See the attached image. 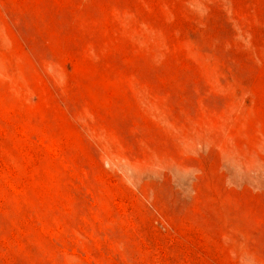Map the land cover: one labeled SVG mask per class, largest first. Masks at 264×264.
I'll list each match as a JSON object with an SVG mask.
<instances>
[{"label": "rangeland", "instance_id": "rangeland-1", "mask_svg": "<svg viewBox=\"0 0 264 264\" xmlns=\"http://www.w3.org/2000/svg\"><path fill=\"white\" fill-rule=\"evenodd\" d=\"M0 264H264V0H0Z\"/></svg>", "mask_w": 264, "mask_h": 264}]
</instances>
